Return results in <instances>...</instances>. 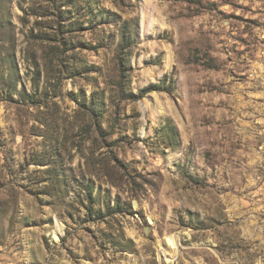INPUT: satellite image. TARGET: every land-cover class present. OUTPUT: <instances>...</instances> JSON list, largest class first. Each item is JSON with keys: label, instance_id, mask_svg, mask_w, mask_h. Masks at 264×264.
I'll use <instances>...</instances> for the list:
<instances>
[{"label": "rangeland", "instance_id": "1", "mask_svg": "<svg viewBox=\"0 0 264 264\" xmlns=\"http://www.w3.org/2000/svg\"><path fill=\"white\" fill-rule=\"evenodd\" d=\"M0 264H264V0H0Z\"/></svg>", "mask_w": 264, "mask_h": 264}, {"label": "trees", "instance_id": "2", "mask_svg": "<svg viewBox=\"0 0 264 264\" xmlns=\"http://www.w3.org/2000/svg\"><path fill=\"white\" fill-rule=\"evenodd\" d=\"M134 38L135 35L133 32H129L127 30H123L121 41L119 43V52H118V60H119V66L120 69L123 70V72H126V61L129 57L132 47L134 45ZM150 90H145V92H148Z\"/></svg>", "mask_w": 264, "mask_h": 264}]
</instances>
